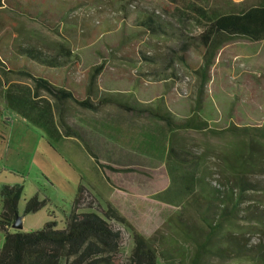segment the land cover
Returning a JSON list of instances; mask_svg holds the SVG:
<instances>
[{
    "label": "trees",
    "instance_id": "1",
    "mask_svg": "<svg viewBox=\"0 0 264 264\" xmlns=\"http://www.w3.org/2000/svg\"><path fill=\"white\" fill-rule=\"evenodd\" d=\"M200 1L203 5L196 13L201 32L195 37L187 35L181 20L154 10L134 15L126 5L119 8L120 19L133 17L136 32L179 42L166 72H138L132 85L139 93L147 92L143 87L152 84L172 90L181 80L180 66L198 76V95L190 115L179 118L164 97L143 103L131 98L130 93L99 95L98 80L107 62L93 67L86 79L78 75L80 57L76 51L116 29V22L106 17H83L79 13L98 0H0V71L5 76L30 80L35 87L32 95L26 90L22 97H16L30 99L35 105H39L42 91L54 98L61 106L57 119L63 130L60 132L57 125V135L79 139L99 167L100 158L92 145L94 135L69 123L63 113L66 103L90 112L114 105L162 123L168 132L171 185L167 197L179 200L177 203L173 198L158 196L174 209L163 210L158 223L144 228L148 206L115 192L106 208H94L92 195L80 187L62 229L51 220L37 232L11 231L20 216L23 186L5 185L0 192V232L4 240L0 264H264V123H231L215 129L201 115L203 93L220 50L237 40L264 41V0H252L253 4L230 10L212 5L210 0ZM25 22L48 28L58 42L47 51L24 43ZM127 38L130 43L136 41L133 36ZM193 52L198 60L193 59ZM129 54L125 61L133 66L142 63L152 67L156 63L154 54L144 50L134 58ZM5 92L8 104L13 103L12 89ZM40 108L38 112H52L48 105ZM191 133L227 141L215 149L191 148L182 137ZM44 206L45 202L35 196L25 204L24 215L36 214ZM122 228L131 235L128 248ZM163 229L171 235L164 234Z\"/></svg>",
    "mask_w": 264,
    "mask_h": 264
},
{
    "label": "rangeland",
    "instance_id": "2",
    "mask_svg": "<svg viewBox=\"0 0 264 264\" xmlns=\"http://www.w3.org/2000/svg\"><path fill=\"white\" fill-rule=\"evenodd\" d=\"M210 1L212 5L226 10L239 9L241 4L254 2ZM121 5L130 8L134 15L144 10H154L166 17L181 20L187 35L195 37L201 32L196 13V9L203 5L200 0H98L95 6L79 13H83V17H106L116 22V29L93 45L76 51L80 57L78 75L86 79L93 67L107 62L98 80L99 95L130 93L133 95L131 98H137L143 103H153L158 97H164L168 108L177 117H188L198 95L199 78L184 66L178 67V72L182 74L181 80L173 85L172 90L164 88L162 84H152L143 87V90L148 88L147 92L139 93L137 87H133L139 71L143 74L166 72L179 42L136 32L133 17L126 18L125 21L120 19ZM22 34L25 35L24 43L36 45L46 51L58 42V37L48 28L36 23L25 22ZM130 36L135 38L134 44L127 38ZM125 38L126 41L121 44ZM121 45L122 48H119ZM110 50L112 53H109ZM142 50L154 54V66L142 63L133 66L125 61L129 52L134 58ZM192 57L198 60L194 52ZM210 75V82L203 93L201 115L212 128H226L231 123L238 126L264 123V41L251 43L237 40L228 43L220 50ZM14 86L17 87L14 89ZM7 88H11L14 94L11 104L7 102ZM26 90L31 95L35 92L30 80L5 76L0 71V187L2 184L23 186V198L18 212L20 216H24L27 229H23L24 232L40 231L45 226L44 221L51 220L57 222V229H62L64 217L71 213L79 188L90 189L92 179L96 180L92 163L94 158L82 143L57 135V125L60 127L59 131L63 130L57 119L58 115L61 116V106L54 98L42 91L38 98L40 106L35 105L28 101L30 99L19 98ZM161 94L164 96H160ZM47 105L52 112H38L40 107L45 108ZM65 109L63 113L67 120L69 118L74 124L96 133L101 160L108 163L110 161L117 168L126 170H103V174L113 187L136 194L137 201L148 206L144 228L158 223L163 210L174 209L159 201L158 197L161 195L167 200L173 198L167 197V190L171 185L167 169L168 132L162 123L146 115L126 113L114 105L105 106L98 112H90L69 102L65 104ZM182 137L191 148L194 146L198 149L206 146L215 149L227 141L196 133ZM118 157L121 160H117ZM35 196L45 202L44 208L35 215H24L25 204ZM92 200L93 207H98L96 200ZM172 200L179 202L176 198ZM122 230L125 247L128 248L131 235L124 228ZM162 232L171 235L167 229ZM3 243L0 232V249Z\"/></svg>",
    "mask_w": 264,
    "mask_h": 264
},
{
    "label": "crops",
    "instance_id": "3",
    "mask_svg": "<svg viewBox=\"0 0 264 264\" xmlns=\"http://www.w3.org/2000/svg\"><path fill=\"white\" fill-rule=\"evenodd\" d=\"M248 0H241V1H237L239 3H242V2H246ZM68 121L70 124H74L69 118H68ZM76 125V124H75ZM79 126V125H78ZM82 128H85L83 126H80ZM90 131L91 134L94 135L95 137V140H93V143L92 145H94L95 147V152L97 153V155L99 156V160H100V164L102 165V167H99L94 159L92 160V163H94V173L96 175V180L92 179V183L90 185V189H87L86 190L92 195V198L96 200V203L99 204V206L103 207V208H106V206L108 205V202L110 201V199L112 198V196L114 195L115 192H122L124 193L125 195H128V197L130 198H133L137 201V195H133L131 194L130 192H123L121 189H117L115 187H113V184H111V182H109L106 177L104 176L103 174V170L104 171H110L112 172L111 170L108 169V167H112V168H117L118 166L117 165H114L112 162L109 161L108 162H104L101 160V157H100V154H101V149L98 147V139H97V135L96 133H94L92 130L88 129ZM69 140L72 139V140H75L74 142L76 143L78 141V143H81V141H79V139L75 138V137H67ZM84 146V145H83ZM84 149H85V146H84ZM86 150V149H85ZM89 154V153H88ZM117 160H121L120 157H118ZM126 161L129 162V165H132V163L130 162L129 159L125 158ZM102 168V169H101ZM122 169V168H121ZM102 176L100 177L101 174ZM99 175V176H98ZM6 184H2L1 187H0V192H1V189L3 186H5ZM101 201V203H100ZM131 201V200H130ZM0 210H1V207H0ZM35 215V214H33ZM21 217V220H22V224H23V229L27 230L26 229V226H25V220H24V216H20ZM48 221H44V223L46 224ZM22 229V230H23ZM12 230H14L12 228ZM11 230V231H12Z\"/></svg>",
    "mask_w": 264,
    "mask_h": 264
},
{
    "label": "water",
    "instance_id": "4",
    "mask_svg": "<svg viewBox=\"0 0 264 264\" xmlns=\"http://www.w3.org/2000/svg\"><path fill=\"white\" fill-rule=\"evenodd\" d=\"M12 228L14 230H22L23 229V224H22V220L21 217L18 216L15 223L13 224Z\"/></svg>",
    "mask_w": 264,
    "mask_h": 264
}]
</instances>
